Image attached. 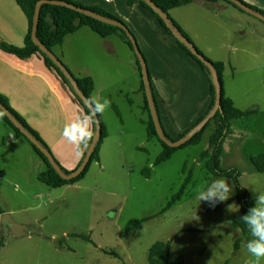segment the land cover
I'll return each mask as SVG.
<instances>
[{"label": "rangeland", "instance_id": "obj_1", "mask_svg": "<svg viewBox=\"0 0 264 264\" xmlns=\"http://www.w3.org/2000/svg\"><path fill=\"white\" fill-rule=\"evenodd\" d=\"M237 11L240 20L248 19L256 25L255 35L234 21L226 25L220 20L218 27L223 28L215 40L223 42L224 48L208 47L235 58L237 68H232L233 76L224 82L225 94L239 109L257 110L231 121V133L225 138L220 161L221 168L239 171L240 185L256 203V195L264 193V173L256 170L250 157L264 153V35L258 34L264 30V21ZM126 26L136 38L135 29ZM110 39L121 46V51L116 53L118 62L106 65L109 79L103 81L101 74L88 70L91 60L82 63L94 75V93L99 99L111 101L101 116L107 137L101 145L100 160L90 164L84 177L75 186L51 188L47 193L43 189L49 187L37 182L40 188H32L25 196L31 186L16 181L25 178L21 177L24 163L16 159L17 148L0 149L5 159L0 164L1 173L12 181L8 183L9 197L0 201V210L12 204L14 212L10 217L21 228L17 236L13 232L5 236L0 229V264H149L152 244L169 240L170 257L181 256L186 264H247L251 257L244 245L253 237L242 241L235 251L234 241L240 232L229 225L240 214L235 184L210 173L205 159H200V153L208 147L211 127L206 128L198 144L180 148L168 160L154 165L162 146L155 139H146V126L141 124L146 114L136 89L139 75L132 72L137 75L129 76L131 66L125 64L132 52L116 36ZM81 43L77 41L78 46ZM71 47L75 51V42ZM16 147L32 149L24 138H19ZM13 162L17 163L11 166ZM184 166L192 171L191 182L182 197L166 209L186 176ZM146 167L147 176L142 173ZM221 178L232 188L227 201L213 207L196 199L198 186Z\"/></svg>", "mask_w": 264, "mask_h": 264}, {"label": "crops", "instance_id": "obj_2", "mask_svg": "<svg viewBox=\"0 0 264 264\" xmlns=\"http://www.w3.org/2000/svg\"><path fill=\"white\" fill-rule=\"evenodd\" d=\"M72 1L84 6H98L135 29V40L147 62L160 120L169 135L176 137L192 126L204 114L211 100L207 78L196 61L183 51L173 36L159 25L158 20L149 9L139 3L129 6L127 0ZM243 1L264 10V0ZM205 10H209L207 14H204L203 11ZM169 13L199 50L201 52V49L205 51L206 55L203 51L205 56L213 61H222L225 64L224 75H226V78H224V82L228 77L233 76L232 68L236 69L237 66L234 62L235 58L227 57L221 51L208 47L210 45L219 49L224 48L223 42L217 43L215 40V36L223 28L218 27L219 21L223 20L226 25L234 21L238 27L250 30L248 33L251 35H255V31L258 30L256 25L248 19L240 20L236 16L238 14L237 9L223 1L197 0L171 9ZM197 13H200L201 16H198ZM87 28L83 26L76 32L65 36L63 43L55 47L53 53L61 59L75 77L89 76L94 79L91 72L95 71L93 73L101 74L103 81H105V79L110 78L106 73V65H114L112 61L118 62L119 58L116 53L119 49L121 51V46L114 45L110 38L116 36L119 42L126 43L118 35L101 38L90 28L88 29L91 31ZM27 31V18L17 3L14 0H0V41L8 45L22 46ZM240 34L244 35V32ZM258 34L264 35V30L262 29ZM79 40L82 43L78 46L77 41ZM73 42H75V51L71 47ZM89 48L92 49L89 50ZM232 50H234V47H232ZM130 51L132 55L129 61L128 59L124 60L127 67L128 65L131 66V73L129 70L128 75L133 74V76H136L139 75L136 68V55L132 49ZM87 60L92 61L91 67L88 68L91 72L82 67V63ZM132 72H137V74L134 75ZM141 77L139 75V84L136 89L141 93V105L146 114L145 118L141 120V124L145 128L144 123L147 121L148 116L144 109L143 92L140 90ZM96 86L95 82L92 95L99 98L94 93ZM132 93H136L134 88ZM0 94L39 134L58 165L67 171H73L80 161L81 152L76 145L64 138L62 133L66 124L78 120L85 113L79 101L59 75L48 68L39 55L20 59L0 49ZM112 107L114 109L117 106L113 104ZM116 110L119 112L118 109ZM116 115L119 116L118 113ZM121 121L123 122L122 119ZM10 132L13 131L0 119V149L9 146L17 148L16 159L24 163L25 172L21 177L25 178L16 181L20 180L24 185L31 186L25 193V196H27L32 188H40L37 183L40 182L38 175L46 169V166L32 149L16 147V145H19V138L15 137V140L12 141L8 136ZM4 160L0 155V164ZM16 163L13 162L11 166ZM10 180L0 170V201L5 197H9L8 183H12ZM15 185H18V182ZM67 186H75V184ZM17 187L15 186L14 190H17ZM49 188L43 190L47 193L48 190H51ZM49 192L53 194V191ZM13 212V205L9 204L8 208L2 210L0 214L7 213L11 216Z\"/></svg>", "mask_w": 264, "mask_h": 264}, {"label": "trees", "instance_id": "obj_3", "mask_svg": "<svg viewBox=\"0 0 264 264\" xmlns=\"http://www.w3.org/2000/svg\"><path fill=\"white\" fill-rule=\"evenodd\" d=\"M17 5L21 8L23 13L25 14L27 21H28V31L24 38V43L22 46H13L8 45L6 43H3L0 41V49L4 52L10 53L15 55L16 57L20 59L28 58L32 55H39L45 65L55 71L59 77L62 79L64 84L70 89V91L74 94L76 99L79 101L80 105L83 107L84 113L88 112L89 109L83 104V102L80 100V98L76 95L74 92L71 84L67 80V78L63 75V73L60 71V69L57 67L55 63L46 55L44 54L40 48L34 43V41L31 39V29H32V20L34 15V8L38 1L40 0H14ZM65 1L69 4H73L75 6L81 7L83 9H86L88 11H91L93 13H96L98 15H101L107 19L119 21L122 24L126 26V24L118 18L117 16L109 13L108 11L98 7V6H84L83 4H80L78 2L72 1V0H61ZM152 1L169 19V21L172 23L174 28L182 34L185 38L189 40V42L198 50V52L203 55V57L210 61L214 67L217 80L221 86V100H220V106L214 116L210 119V121L198 132L193 134V136L183 145L180 147H169L165 143H163L160 138L158 137V134L156 132V128L153 122V119L150 114V110L148 107V102L144 90V84L141 77V67L138 59L135 56L136 59V68L139 72V75L141 77L140 81V90L143 92L144 97V109L147 112L148 119L145 121L146 126V137L148 140H157L158 143L162 146V150L160 153L156 156L154 160V165H158L166 160H168L172 154L187 145H196L201 141V138L206 130V128L211 127L210 135L208 138V147L200 153V159H205V166L208 169L210 173H212L215 176L223 177L228 180H232L235 184V200L237 204L240 207V214L232 220L229 225L231 228L238 230L240 234L236 237L234 241V250L237 251L240 243L244 240H248L251 233L248 229V227L244 224L242 221V217L246 215L249 210L255 206L254 200L248 193V191L243 188L239 181V171L235 168H221V152L222 147L225 142V138L227 134L231 133V121L233 119L241 118L243 116H248L253 113H255L256 109H239L235 106L233 103V100L228 97L225 94L224 91V72H225V64L222 61H213L206 57L192 42V40L189 38L187 33L175 22V20L170 16L169 11L171 9L180 7L182 5H186L189 3H192L197 0H150ZM208 2H217V1H223L243 12H245L243 9L238 7L236 4L230 2L229 0H204ZM241 2L245 3L243 0H240ZM135 3H139L140 5L144 6L145 8L149 9L153 15L156 17V19L159 22V25L170 35L173 36L176 43L179 45V47L185 51L191 58H193L194 61L199 65L201 70L203 71L205 77L207 78L208 84H209V94L211 97L210 103L204 114L197 119V121L190 126L185 131L179 133L176 137H172L169 135L165 129L163 128V125L160 120L159 115V109L157 105V101L151 86L150 82V74L148 71V80H149V86H150V92L153 98V102L155 105L157 117L160 123V126L162 128L163 134L165 137L171 141H177L180 138H182L192 127H194L197 123H199L202 119H204L213 109L215 105L216 100V93H215V87L213 84L212 76L210 71L208 70L207 66L199 60L196 56L192 54V52L188 49V47L181 42L179 39H177L170 30L166 27L164 21L161 19V17L158 15V13L144 0H127V4L129 6H132ZM250 9L254 10L255 12L261 14L264 16V10L257 8L255 6H252L250 4L245 3ZM86 26L89 27L93 32H95L99 37L106 38L110 35H118L129 47L132 49L131 42L124 31H122L118 26L107 24L105 22H102L100 20H97L95 18L86 16L85 14H82L76 10H73L68 7L60 6V5H53V4H42L39 9V17H38V24L36 29V38L37 40L48 50L53 52V49L57 46H60L63 43V40L65 36L72 34L76 32L79 28ZM127 27V26H126ZM128 28V27H127ZM129 30V28H128ZM130 31V30H129ZM132 34V32L130 31ZM133 35V34H132ZM134 36V35H133ZM135 38V37H134ZM139 48V46H138ZM133 50V49H132ZM140 50V48H139ZM141 52V50H140ZM145 62L146 59L141 52ZM60 60V59H59ZM61 61V60H60ZM147 65V64H146ZM65 66V65H64ZM66 67V66H65ZM67 68V67H66ZM67 70L71 73V71L67 68ZM72 74V73H71ZM73 75V74H72ZM75 82L77 83L78 88L80 89L81 93L88 99L89 96L92 95L93 89H94V82L93 79L89 76H83V77H75L73 75ZM0 102L5 106L6 109L9 110V112L14 116V118L23 126L25 130H27L47 151L50 152L49 148L45 144V142L41 139L39 134L31 128L27 122L21 117L8 103L7 99L0 94ZM114 110L116 113L117 110L114 107ZM0 113H3L0 109ZM101 124V135L94 147V150L91 154L89 163L85 167V169L79 174V176L67 180L60 177V175L56 172V170L52 167V165L49 163L48 159L44 156L43 153L39 149H37L32 143H30L24 135L16 128L14 124H12L9 119L6 117V115L3 113L2 117L0 119L4 122V124L14 132L15 137L17 138H24L26 141L30 144L32 147V150L35 152L37 157L44 163L46 166V169L39 173L38 180L45 184L46 186L57 189L61 188L67 185H72L77 183L79 180H81L85 173L87 172L90 164L92 162H98L100 160V149L101 145L104 141V139L107 137V131L106 128L101 120V116H98ZM92 130L95 133V123H93ZM90 144V143H89ZM88 144V146H89ZM87 147L83 149V154L81 155L80 161L77 165V167L81 164ZM51 153V152H50ZM250 160L257 171L264 173V153L257 154L255 156H251ZM76 167V168H77ZM61 170L65 174H69L71 171H67L64 168L60 166ZM75 168V169H76ZM186 166L183 167V172H186ZM142 173L144 175L149 174V168L146 167L142 170ZM192 177V171L188 170L186 173V176L178 189V191L171 195L170 199L166 203V209L170 208L176 201H178L182 195L184 194L187 186L191 182ZM1 213V211H0ZM171 241H156L148 250V262L149 264H186L185 260L181 256H177L175 258L170 257V244ZM3 239L1 242V245H3ZM226 264V263H225Z\"/></svg>", "mask_w": 264, "mask_h": 264}, {"label": "water", "instance_id": "obj_4", "mask_svg": "<svg viewBox=\"0 0 264 264\" xmlns=\"http://www.w3.org/2000/svg\"><path fill=\"white\" fill-rule=\"evenodd\" d=\"M144 1H146L158 13V15L164 21L166 27L170 30V32L177 39H179L181 42H183L188 47V49L192 52V54L194 56H196L199 60H201L207 66L208 70L211 73L213 84L215 87L216 100H215V105H214L213 109L211 110V112L204 119H202L199 123H197L194 127H192L182 138H180L177 141L171 142L163 134L162 128L160 126V123H159V120L157 117L153 98H152V95L150 92L146 62H145V60H144V58H143V56H142V54L138 48V45H137V42H136L134 36L130 33V31L128 30V28L124 24H122L119 21L107 19L101 15H98L96 13H93L91 11L83 9L81 7L75 6L73 4H69L65 1H61V0H40L37 2L36 6L34 8V15H33V20H32V29H31V39L40 48V50L44 54H46L53 61V63H55L57 65V67L60 69V71L63 73V75L67 78V80L71 84L76 95L80 98V100L83 102V104L88 109H90L88 99L81 93L80 89L77 86V83L75 82L73 75L67 70V68L64 66V64L56 57V55L52 51L45 48L36 38V29H37V24H38L40 6L42 4H53V5H60V6L68 7V8H71L73 10H76L82 14H85L86 16L95 18V19L100 20L102 22H105L107 24L118 26L122 31L125 32V34L129 38L131 45H132V49H133V51H134V53H135V55H136V57L140 63L141 76H142V81L144 84V90H145V94H146V98H147V102H148V107H149L150 114H151V117L153 119V122H154V125L156 128V132L158 134V137L160 138V140L163 143H165L169 147H173V148L180 147L181 145L185 144L193 136V134H195L200 129H202L210 121V119L214 116V114L216 113V111L218 110V108L220 106L221 86L217 80L216 73H215V70H214L212 63L210 61L206 60L203 57V55H201L198 52V50L189 42V40L187 38H185L182 34H180L174 28V26L169 21V19L165 16V14L152 1H150V0H144ZM229 1L236 4L238 7L243 9L245 12H247V13H249V14H251V15H253V16L264 21V16L255 12L254 10L250 9L245 3L241 2L240 0H229ZM0 109L6 115V117L9 119V121L12 124H14L16 126V128L24 135V137L30 143H32L37 149H39L41 151V153L44 154V156L48 159V161L52 165V167L56 170V172L63 179L70 180V179H73V178L79 176V174L85 169V167L89 163L91 154H92L94 147H95V145H96V143H97V141L101 135L100 120H99V117H96L97 122L95 123V133H94L92 141L90 142V144L86 150L85 156H84L81 164L76 169L71 171L69 174H65L61 170L60 166L55 161V159L53 158L51 153L49 151H47L27 130H25L23 128V126L14 118V116L9 112L8 109L5 108V106L1 102H0ZM8 136L12 139V141L15 140V134L13 132H10L8 134ZM0 228H2L3 232L5 233V236H7L9 232H13L16 236L21 235V234H19V232H21V228L13 223V221L10 219L9 214H7V213L0 215Z\"/></svg>", "mask_w": 264, "mask_h": 264}, {"label": "clouds", "instance_id": "obj_5", "mask_svg": "<svg viewBox=\"0 0 264 264\" xmlns=\"http://www.w3.org/2000/svg\"><path fill=\"white\" fill-rule=\"evenodd\" d=\"M90 109L83 116L69 124H66L62 135L69 142L77 146L83 154V149L92 141L94 132L92 124L96 123V117L102 116L111 106L107 98L99 99L95 95L88 97ZM3 113H0L2 117ZM232 188L227 180L221 178L213 180L210 184L198 186L195 189L196 199L200 202H208L215 206L218 202L229 199ZM248 227L253 239L244 245L248 255L251 257L247 264H262L264 262V193L256 195L255 206L242 218Z\"/></svg>", "mask_w": 264, "mask_h": 264}, {"label": "built area", "instance_id": "obj_6", "mask_svg": "<svg viewBox=\"0 0 264 264\" xmlns=\"http://www.w3.org/2000/svg\"><path fill=\"white\" fill-rule=\"evenodd\" d=\"M105 1H112V0H105Z\"/></svg>", "mask_w": 264, "mask_h": 264}, {"label": "flooded vegetation", "instance_id": "obj_7", "mask_svg": "<svg viewBox=\"0 0 264 264\" xmlns=\"http://www.w3.org/2000/svg\"><path fill=\"white\" fill-rule=\"evenodd\" d=\"M1 230H2V228H0ZM2 232H3V230H2Z\"/></svg>", "mask_w": 264, "mask_h": 264}]
</instances>
